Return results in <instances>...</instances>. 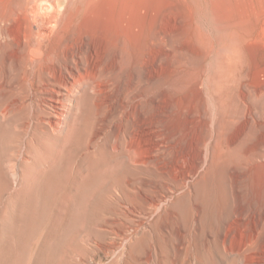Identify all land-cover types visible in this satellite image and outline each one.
I'll return each instance as SVG.
<instances>
[{
	"label": "rangeland",
	"instance_id": "1",
	"mask_svg": "<svg viewBox=\"0 0 264 264\" xmlns=\"http://www.w3.org/2000/svg\"><path fill=\"white\" fill-rule=\"evenodd\" d=\"M171 1L144 31L158 74L142 75L146 113L152 96L172 108L167 151L124 163L79 120L44 150L0 118V264H264V0ZM209 136L218 157L168 191L165 169Z\"/></svg>",
	"mask_w": 264,
	"mask_h": 264
},
{
	"label": "bare ground",
	"instance_id": "2",
	"mask_svg": "<svg viewBox=\"0 0 264 264\" xmlns=\"http://www.w3.org/2000/svg\"><path fill=\"white\" fill-rule=\"evenodd\" d=\"M172 5L171 0H0V118L12 130L19 123L18 134L30 132L44 150L71 135L79 120L92 127L89 147L109 134V148L124 163L141 166L145 154L158 153L170 138L161 122L172 108L160 114L159 98L152 96L156 112L146 113L142 75L150 65L155 79L160 59L154 48L146 49V25ZM211 141L212 136L203 140L197 157L191 159V150L182 156L191 163L183 171L176 172L177 161L165 169L168 191L214 162L217 143Z\"/></svg>",
	"mask_w": 264,
	"mask_h": 264
}]
</instances>
